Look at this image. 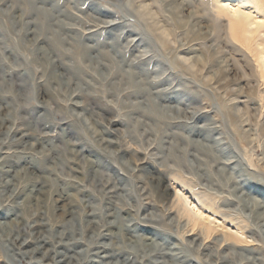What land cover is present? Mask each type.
<instances>
[{"label": "rangeland", "instance_id": "obj_1", "mask_svg": "<svg viewBox=\"0 0 264 264\" xmlns=\"http://www.w3.org/2000/svg\"><path fill=\"white\" fill-rule=\"evenodd\" d=\"M256 42L264 0H0V264H264Z\"/></svg>", "mask_w": 264, "mask_h": 264}, {"label": "bare ground", "instance_id": "obj_2", "mask_svg": "<svg viewBox=\"0 0 264 264\" xmlns=\"http://www.w3.org/2000/svg\"><path fill=\"white\" fill-rule=\"evenodd\" d=\"M236 10H232V21H230V27H229V30H230V34L231 36L235 39V40H238V41H249L250 38H252V36H255L254 34L256 33V31H252L250 29L247 28V25H250L251 22L248 21V18H249V15H245V14H242V15H235L236 14ZM248 21V22H247ZM110 23V22H109ZM114 25V24H113ZM151 25V24H150ZM116 26V25H115ZM152 26V25H151ZM150 26V27H151ZM107 27V26H106ZM110 28V27H109ZM92 32V31H91ZM139 43V42H138ZM89 49H91L92 47H88ZM110 48L112 49H116V44L115 42H112L110 44ZM82 51V49H81ZM255 55H256V58H260V59H263L264 60V43L263 42H256V45H255ZM263 65H264V62H263ZM264 68V66H263ZM137 72V71H136ZM133 75H135L133 73ZM125 79L127 81H131L132 80V77H131V73L130 74H125ZM213 144V143H212ZM215 145H218V142H214V144L210 147L212 150H215L216 148L213 147ZM209 147V148H210ZM223 164H226V162H224ZM236 178V177H235ZM12 185V184H11ZM160 185V184H159ZM163 186V185H162ZM45 188H43V186H38V185H33L32 188L28 191V193L25 194V200L28 202H33L35 200H37V198L39 197L38 195H40L43 190ZM185 201V200H184ZM185 203V202H184ZM35 223L33 224V230L39 234V233H42L43 229H44V226L42 223H36L38 222L37 220L34 221ZM93 227V226H92ZM208 232V231H207ZM126 238V237H125ZM30 241V240H29ZM45 245H42V248H44ZM41 248V249H42ZM52 252V251H51ZM63 252V251H62Z\"/></svg>", "mask_w": 264, "mask_h": 264}]
</instances>
